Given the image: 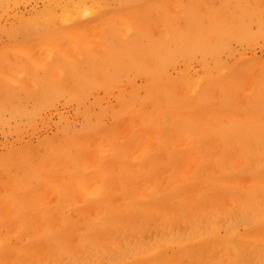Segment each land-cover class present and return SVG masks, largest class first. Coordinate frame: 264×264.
<instances>
[{
	"label": "bare ground",
	"instance_id": "obj_1",
	"mask_svg": "<svg viewBox=\"0 0 264 264\" xmlns=\"http://www.w3.org/2000/svg\"><path fill=\"white\" fill-rule=\"evenodd\" d=\"M0 264H264V0H0Z\"/></svg>",
	"mask_w": 264,
	"mask_h": 264
},
{
	"label": "rangeland",
	"instance_id": "obj_2",
	"mask_svg": "<svg viewBox=\"0 0 264 264\" xmlns=\"http://www.w3.org/2000/svg\"><path fill=\"white\" fill-rule=\"evenodd\" d=\"M49 128H50V127H49ZM49 128H47V129H49ZM50 129H51V128H50ZM50 129H49V130H50ZM45 132L49 133L50 131L46 130Z\"/></svg>",
	"mask_w": 264,
	"mask_h": 264
}]
</instances>
